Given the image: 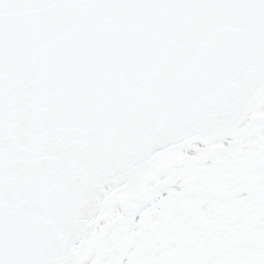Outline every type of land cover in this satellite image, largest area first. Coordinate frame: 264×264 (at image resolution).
I'll use <instances>...</instances> for the list:
<instances>
[{"label":"snow or ice","instance_id":"6c2138e0","mask_svg":"<svg viewBox=\"0 0 264 264\" xmlns=\"http://www.w3.org/2000/svg\"><path fill=\"white\" fill-rule=\"evenodd\" d=\"M0 264H264V0H0Z\"/></svg>","mask_w":264,"mask_h":264}]
</instances>
